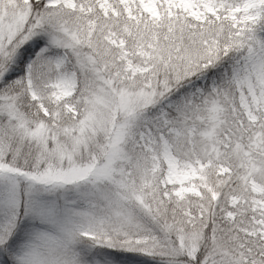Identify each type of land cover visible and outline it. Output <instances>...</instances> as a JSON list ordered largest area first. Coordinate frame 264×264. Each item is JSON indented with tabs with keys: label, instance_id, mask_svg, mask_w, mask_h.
<instances>
[{
	"label": "snow or ice",
	"instance_id": "1",
	"mask_svg": "<svg viewBox=\"0 0 264 264\" xmlns=\"http://www.w3.org/2000/svg\"><path fill=\"white\" fill-rule=\"evenodd\" d=\"M0 264H264V0H0Z\"/></svg>",
	"mask_w": 264,
	"mask_h": 264
}]
</instances>
